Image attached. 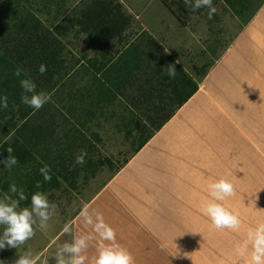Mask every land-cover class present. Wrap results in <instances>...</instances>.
I'll list each match as a JSON object with an SVG mask.
<instances>
[{
  "label": "rangeland",
  "instance_id": "obj_1",
  "mask_svg": "<svg viewBox=\"0 0 264 264\" xmlns=\"http://www.w3.org/2000/svg\"><path fill=\"white\" fill-rule=\"evenodd\" d=\"M50 1L43 5L41 0H3L6 4H0V24L5 21L6 6L14 14L25 6L53 29L62 24L68 33L62 36L67 46L65 58L69 57L67 65H73L72 70L79 57L86 64L89 59L98 60L99 65L104 64L103 71L110 70L107 59L114 61L113 43L123 60L122 47L138 49L143 53L140 55L162 50L179 60L188 78L200 84L198 101L203 105L199 102L178 111L169 127L177 128L179 135L170 140V150L163 152L167 154L165 161L158 163L163 155L155 156L157 150L152 153L147 149L150 140L139 148L141 140H146L140 134H154L156 124L170 114L164 111L156 119L150 108L157 99L143 106L137 100L132 102L140 95V81L122 93L117 91L120 99L103 107L106 102L94 103L93 93L104 99L107 83L99 89L93 85V70L86 71L84 64L64 73L58 88L51 89L43 77L39 86L36 83V92L48 93L50 100L35 110L30 125L36 127L35 121H44L49 132L45 141L53 140L48 156L46 149L34 156L35 163L47 165L50 174L57 177L55 186L44 192L57 206L56 212L46 228H39L37 222L35 235L20 248L6 245L0 249V264H15L27 253L38 258L37 264H56L58 246L70 243L74 236L92 234L78 219L85 204L90 211L101 213L116 233L114 242L104 243L127 250L134 264H247L248 256L238 252V245L249 229L264 223V0H213L216 11L211 19L207 8L193 13L183 0H104L112 3L126 24L112 44L99 43L95 48L86 35L75 34L76 30L65 23L70 12L71 18L92 0ZM179 4L185 13L176 7ZM242 4L248 8L245 13ZM60 5L63 14L57 19ZM134 43L139 46L135 48ZM145 62L136 65L141 67ZM104 79L100 77L97 83ZM185 79L180 76L173 81L179 93L187 95L192 86H185ZM180 99L176 96L168 103L176 107ZM13 106L12 112H18L19 106ZM18 113L13 116L10 110L0 111V145L7 141V130L15 134L10 119L16 121V129L24 124ZM170 128L164 131L168 137ZM189 147L191 154L185 150ZM81 150L87 156L83 165H77L74 161ZM14 170H6L10 179ZM26 173L24 166L15 170V177L24 178ZM220 179L234 186L236 195L218 203L238 214V231L214 228L201 211L211 200L208 185ZM6 193L11 195L0 186V198ZM30 205L21 201L17 211ZM66 225L71 234L64 232ZM98 243L96 237L89 241L82 253L88 257L85 264H93Z\"/></svg>",
  "mask_w": 264,
  "mask_h": 264
},
{
  "label": "trees",
  "instance_id": "obj_2",
  "mask_svg": "<svg viewBox=\"0 0 264 264\" xmlns=\"http://www.w3.org/2000/svg\"><path fill=\"white\" fill-rule=\"evenodd\" d=\"M2 1L3 0H0V4L5 3H2ZM41 1L43 5L52 2L50 0ZM61 6L62 5L57 6L58 10L55 16L57 19L59 15L61 17L63 14V12L60 11ZM117 7L119 8V6ZM176 7L184 10V7L180 4L178 6L176 5ZM3 9L6 10V15L5 21L0 24V96H7L8 107L6 109L0 107V111L4 112L10 110L13 116L19 112V118L23 120L24 124L21 128L16 129L18 126L16 121L14 122L13 119H10L11 121L9 122L11 127L15 128V134L12 133V130L6 131L5 138L7 141L0 145V161L8 157L7 148L11 147L13 149L12 154L17 159V164L11 169L21 170V168L23 169L25 166L28 173H26L24 178H16L14 170L12 172L13 174L10 173V179L9 172L6 171L8 168L0 163V169H3L0 170V186L7 192H9V186L11 184H15L18 189L22 188L25 195L28 197V199L22 201V204H30L32 194L37 191L44 193L48 187L52 185L55 186L57 177L50 174L52 177L51 181L45 182L39 171L42 164L35 163L36 159L34 154H41L42 151L40 150H47L52 139L45 141L48 139L47 135L49 132H47L44 121L41 122L42 125L40 121H35L36 125L34 126L36 127L30 125V120L32 119L33 121L35 118L33 117L35 110L32 108L29 109L28 106L21 102L23 90L20 87V80L30 78L38 85L40 80L44 77L45 83L49 84L51 89H54L57 86H62L63 83L61 78L64 76V73L71 72L73 65L69 63L70 66H68L69 57L65 58L67 46L62 36L64 37L68 33L62 24L56 25L54 29L46 24H42L35 14L27 12L25 6L18 7L16 11L17 14H14L13 9L9 10L7 6ZM46 9H48V7ZM241 9L243 13L248 10L245 4L241 5ZM120 13L119 10V14ZM70 15L71 12L65 23L68 24L72 30H76L75 34L86 35L87 40L89 42L91 41L90 46L92 48H95L99 43L112 44L113 40L122 35L124 25L126 24V20L122 19V15H118L116 9L112 8V3L104 0H92L90 3L84 4V8L74 11L71 18ZM121 45H123V43H121ZM115 46V43L110 46V49L115 52L111 55L114 56V61L107 59L111 64L109 67L110 70L106 68L104 72V64L99 65L98 60L93 61L89 59L86 64L80 57L74 61V70L76 66H82L84 64L86 71L88 70L89 72V70H93V85L97 86L99 89L101 86L105 87L104 83H107V87H105L106 91L102 92L104 99L99 100V97H102L100 93H93L96 96L95 98L93 97L94 103H100L103 100L104 103L106 102L103 107L120 99V97L116 95L117 91L122 93L127 87H135L136 82L140 81L141 84L138 87L140 95L137 98H133L132 102L136 103L137 100V102L143 103L141 104L143 106L145 105L144 102L151 104L153 99H157V104H152L150 108V111L155 113L156 119L157 116L164 111L170 114L168 116L165 115L164 120L156 124V129L160 130L172 115L198 91V84H196L192 78V80L189 79L183 67L177 64L172 56H169L162 50H158V53L150 52L147 53V55H140L141 52L138 49L132 51L131 47L130 49L123 50L122 47V51L125 54V60H123L124 56L120 51L115 49ZM133 46L136 48L139 45H135L134 43ZM115 55L117 56L115 57ZM104 56L107 58L108 52L104 53ZM146 56H148V59ZM167 58L169 61H167ZM141 62L145 63L141 67H138L136 64ZM41 64L47 67V72L44 75H41L38 71ZM169 66L176 68L177 75L175 77H186V79L182 81L185 83V86H192L191 92H187V95L184 93L180 94L179 87L173 81L174 78L167 75L166 68ZM17 68L22 69L23 73L27 75L25 76L22 74L20 77H16L14 72ZM74 70L72 71L74 72ZM100 77L103 79L105 78L102 84L97 83ZM108 84L112 86V89ZM107 88L110 89V91ZM176 96H181V99L178 100L176 107H173L169 105L168 102ZM140 97H142L143 100ZM14 104L19 106L18 112H12L11 108L14 107ZM148 119L153 121L151 114L148 115ZM1 127L2 126H0V128ZM144 133L145 131L141 132L140 136L146 140H141L142 143L139 148L143 147L146 141L152 137V134L145 137ZM31 136L33 137L31 138ZM11 140H13V142ZM80 140L81 139L78 138V141L75 142L77 148L78 146L80 147L78 143ZM55 143L59 145L58 142ZM50 152L49 150L45 155L48 156ZM22 164L24 166H22ZM37 182H40V188L36 187ZM13 197L17 196L13 195Z\"/></svg>",
  "mask_w": 264,
  "mask_h": 264
},
{
  "label": "clouds",
  "instance_id": "obj_3",
  "mask_svg": "<svg viewBox=\"0 0 264 264\" xmlns=\"http://www.w3.org/2000/svg\"><path fill=\"white\" fill-rule=\"evenodd\" d=\"M184 5L193 13L201 8L209 10V19L212 18L216 9L213 6V0H183ZM179 63V60L176 61ZM41 75L47 72V67L41 64L38 68ZM166 73L169 77L175 78L177 71L175 67H167ZM23 70L17 68L14 72L16 77L21 75ZM20 87L23 90L21 95V102L39 111L50 100V95L44 91L36 92L37 85L30 78L20 80ZM31 94V95H28ZM0 107H8L7 96H0ZM8 157L0 161L4 167L9 170L17 164L16 157L12 154L13 149L7 148ZM87 152L81 150L80 154L76 156L74 163L83 165ZM45 182H50L52 177L50 175V168L44 165L39 169ZM36 187L40 188V182L36 183ZM10 194H4L0 198V226L3 227V232L0 233V249L6 245L12 248H20L34 235V225L37 224L39 228H46L48 221L53 218L56 212V205L49 202L47 196L43 192H35L31 196L30 208H23L17 211L21 201L28 199L24 190L18 189L15 184L9 186ZM209 195L211 200L204 204L201 208L202 213L211 220V224L216 229H230L238 231L241 227V220L238 214H234L223 206L222 203L229 197L236 195L232 183L220 179L208 185ZM13 195L18 198L14 199ZM78 219L82 221L85 228H91L92 234L74 236L72 241L65 242L58 246L55 254L56 264H85L88 257L82 253L86 252L89 241L94 237L98 238L97 255L94 258L93 264H134L132 255L125 249L112 244H105L104 241L114 242L116 233L113 228L105 223L103 215L95 210L90 211V206L85 204L82 206ZM65 233L71 234L69 226H65ZM161 247H166L162 244ZM238 252L247 254V264H264V223L258 224L255 228L249 229L246 238L238 245ZM36 257L31 253L20 255L15 261V264H37Z\"/></svg>",
  "mask_w": 264,
  "mask_h": 264
},
{
  "label": "crops",
  "instance_id": "obj_4",
  "mask_svg": "<svg viewBox=\"0 0 264 264\" xmlns=\"http://www.w3.org/2000/svg\"><path fill=\"white\" fill-rule=\"evenodd\" d=\"M174 59H175V57H174ZM167 61H169L168 58H167ZM175 61H178V60H175ZM177 64H180V63H177ZM183 69L187 72L186 68L183 67ZM198 86H199L198 91L172 115V117L162 126V128L160 130H156V131L154 130L155 131L154 134L152 133V137L149 139L152 143L147 144V149L152 153L155 152L153 149L157 150L155 156L163 155L162 160L158 159V163H163L165 161L167 154H165L166 152L165 153H163V152L165 151V149H166V151L170 150V147L173 146L171 144L170 140H172L173 138H174L173 140H177L176 136L179 135V130H177V128H175V130L170 128L173 125V122L177 118L176 114H178V111L181 112L182 110H185L187 107H189L192 104L199 105L198 104L199 102L201 103V105H203L202 101H198L199 96L202 94V87L200 86V84H198ZM170 124H171V126L169 127ZM167 125H168V128H170L169 130H170L171 136H169V137H168V133L167 134L164 133V131H166L168 129ZM190 149H191V147L185 148V150L188 151L189 154H191L189 151ZM186 161H187V159H186ZM144 164H146V166H147L149 163H144ZM4 191L7 192L6 190H4ZM1 198H3V197H1Z\"/></svg>",
  "mask_w": 264,
  "mask_h": 264
}]
</instances>
